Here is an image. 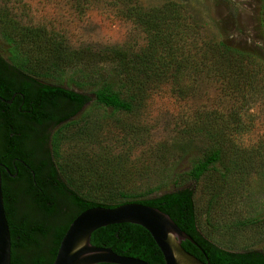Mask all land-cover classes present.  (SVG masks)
Masks as SVG:
<instances>
[{"label":"rangeland","instance_id":"obj_1","mask_svg":"<svg viewBox=\"0 0 264 264\" xmlns=\"http://www.w3.org/2000/svg\"><path fill=\"white\" fill-rule=\"evenodd\" d=\"M261 5V0H0V56L9 60L12 44L2 32L10 25L37 31L39 41L59 44L67 55L85 53L97 68H111L105 55L112 51L135 56L165 46L174 60L171 71L133 77L132 113L113 114L90 101L50 132L58 134V173L104 201L113 192V178L142 198L191 187L198 228L207 239L231 252L264 250V93L245 92L249 105L236 119L239 96L224 90L209 45L214 40L246 49L260 45ZM17 28L10 32L17 35ZM20 50L35 54L27 41ZM72 72L45 82L69 87ZM215 119L214 125L228 126L224 131L233 145L251 159L249 171L227 176L213 201L205 181L195 185L184 173L208 148L202 131Z\"/></svg>","mask_w":264,"mask_h":264},{"label":"trees","instance_id":"obj_2","mask_svg":"<svg viewBox=\"0 0 264 264\" xmlns=\"http://www.w3.org/2000/svg\"><path fill=\"white\" fill-rule=\"evenodd\" d=\"M261 2L257 34L260 45L246 49L226 40L209 44L214 73L224 83V90L239 96V107L233 113L236 119L239 111L249 105L245 92L251 96L264 93V0ZM9 28L6 26L7 31L2 32L4 40L12 44L9 60L0 56V170L11 240L10 264H52L62 236L77 215L96 206L113 208L130 202L168 215L194 242L184 241L182 247L201 261L264 264V250L227 251L201 233L191 187H177L159 196L142 198L131 188L119 187L113 178V192L104 201L82 191L76 186L77 181L66 178L65 174L60 177L58 173L54 163V158H58V134L51 137L50 132L70 122L90 101L112 110L113 114L132 113L136 109L133 77L136 74L161 77L162 72L169 73L174 61L170 59V50L158 46V50L152 48L135 56L112 51L105 55V62L111 68H97L85 53L67 55L59 44L39 41L38 36L42 35L37 31L19 29L16 25ZM16 28L17 35L10 32ZM26 41L35 54L20 50ZM163 41L166 42L164 38ZM155 43L160 42L155 40ZM164 56L169 62L161 61ZM81 64L84 65L81 70L76 68ZM66 70L73 71L68 78L72 88L45 82L60 79ZM96 77L103 82L98 84ZM74 87L81 92L74 91ZM215 123L216 119L202 131L208 148L184 173L185 179L195 185L205 181L213 201L218 199L227 176L249 171L251 159L233 145L224 131L228 126L219 127ZM233 127L238 130L236 122ZM15 172L17 175L9 179ZM91 244L149 264H164L151 236L136 225L100 228L92 233Z\"/></svg>","mask_w":264,"mask_h":264},{"label":"water","instance_id":"obj_3","mask_svg":"<svg viewBox=\"0 0 264 264\" xmlns=\"http://www.w3.org/2000/svg\"><path fill=\"white\" fill-rule=\"evenodd\" d=\"M1 184L0 171V264H10L11 240ZM117 224L136 225L148 232L160 251L164 264H210L182 247L184 241L194 242L168 215L135 202L113 208L96 206L81 212L67 227L52 264H149L138 258L118 255L110 248L91 244L93 232Z\"/></svg>","mask_w":264,"mask_h":264},{"label":"flooded vegetation","instance_id":"obj_4","mask_svg":"<svg viewBox=\"0 0 264 264\" xmlns=\"http://www.w3.org/2000/svg\"><path fill=\"white\" fill-rule=\"evenodd\" d=\"M1 169V168H0ZM25 170H26V168H25ZM1 171V170H0ZM27 171V170H26ZM17 175V172H15L13 175H11L10 177H9V179H13L15 176ZM25 185H27V183L26 184H23L22 185V187H25ZM75 212H77V211H75Z\"/></svg>","mask_w":264,"mask_h":264}]
</instances>
